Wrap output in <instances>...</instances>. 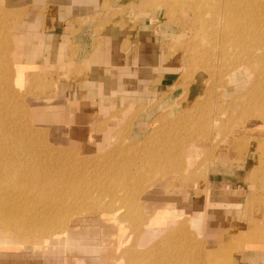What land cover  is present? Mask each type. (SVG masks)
<instances>
[{
	"label": "crops",
	"instance_id": "1",
	"mask_svg": "<svg viewBox=\"0 0 264 264\" xmlns=\"http://www.w3.org/2000/svg\"><path fill=\"white\" fill-rule=\"evenodd\" d=\"M0 4L11 21L14 80L28 95L33 122L50 127L55 141L89 154L106 151L115 139L137 143L156 118L178 111L185 99L199 95L198 85L180 81L181 61L171 53L179 30L167 29L171 21H159L151 4L144 6L142 0H0ZM238 141L220 142L206 178L192 187L195 195L189 200L188 217L195 225L202 216L200 246L206 245L207 261L215 257L210 248L219 242L234 241L252 226L264 233V165L260 152L246 151ZM184 195L177 202L186 203ZM167 208L187 212L176 205ZM111 226L104 224L113 238L73 239L62 248L0 242V264H121L131 253L124 255L123 248L132 237L118 221ZM146 229L147 236L149 229L154 232V226ZM236 252L228 264H264V235Z\"/></svg>",
	"mask_w": 264,
	"mask_h": 264
},
{
	"label": "rangeland",
	"instance_id": "2",
	"mask_svg": "<svg viewBox=\"0 0 264 264\" xmlns=\"http://www.w3.org/2000/svg\"><path fill=\"white\" fill-rule=\"evenodd\" d=\"M227 1L219 0L218 5L225 4ZM247 2L250 6H260L259 11L250 9L245 14L254 21V31L261 34L264 31V0H248ZM142 4L144 6L151 4V10L159 21L170 20L171 23L167 24V29L171 32L175 29L179 30L178 38L171 45V53H176L181 61L180 81L185 85L192 83L191 85L199 86L197 98L185 99L178 111L156 118L155 123L151 125V131L142 141L128 144L121 139H115L106 151L89 154L75 147H69L63 142L55 141L51 136L53 130L50 127L35 124L30 114L28 95L14 80L10 61L11 21L7 9L2 4H0V98L7 99V108L11 111L15 125L20 130L21 140L25 141L24 147L23 144L21 146L24 151L20 159L21 168L30 171L32 167H37L38 173L42 171L46 173L47 167L53 164L63 166L67 174L77 178H79L78 175L83 176L84 173L85 176L87 175L84 184L87 186L91 184L89 191L92 193L95 191L93 189L96 184L101 185L100 187L106 186L110 176L116 177L117 180L120 178L121 181L125 177L126 179L129 176L134 177L128 179L126 188H112L115 190L112 197L110 193H106V197L104 196L106 199L104 198L103 202L86 211H78L76 215L77 219L81 218L80 226L83 223L88 226L94 224L96 220L101 222L100 218L103 214L117 213L118 226L125 225V234L128 232L127 234L132 237L131 242L127 243L123 250L132 251L133 256L131 253L125 255V258L121 259V264L152 262L155 264L164 262L166 264H209L212 260L207 261L205 258V243H203V248L200 246L201 223L195 220L194 225L188 217L192 210L189 200L192 198L191 194L195 195L192 187L203 181L200 179L193 183L189 178L193 173H200L206 178V168L216 146L222 141L227 142L233 138L240 140L239 144H242L241 147L243 146L246 151L252 149L255 153L260 152V165H264V121L259 115L264 109V77L261 79L260 76L257 80L250 79L249 71L253 66L258 69V64L251 61L252 68L248 67V64H236L234 59L241 55L228 43H225L227 55L223 56L219 52L218 46L221 40L225 41V35L215 37V33L207 28L211 22L210 14L204 13L202 18H196L193 17V11L189 7L197 5L202 8L206 4L203 0H142ZM240 7V3L232 5L236 11ZM226 13L222 11L219 17L215 18L212 31L219 22H224ZM237 34L240 36V32ZM262 52H264V47L257 50L256 54ZM6 112V107L0 108V115L3 116ZM207 117H218L221 123L216 126L217 128L210 129L208 138L203 141L208 149L200 151L201 147L194 142L200 139L201 119ZM187 143H194L192 147L196 150L188 153L186 148L190 145ZM177 148L184 152V165L190 174L173 173L174 178H171L167 174L172 173L174 168L163 165L164 162L170 160V157H173L174 150ZM148 155L152 160L148 158ZM45 169L47 171L44 172ZM262 172L261 179H264V171ZM184 194L188 195L187 198L185 197L186 203L177 202L176 198L180 196L184 198ZM39 199H37V204ZM168 204L169 206L176 205L181 210L187 208V212L185 215L178 211L173 212L167 208ZM66 215L69 216L65 214L64 219ZM64 224L67 228L70 222L66 221ZM147 225L154 226V232H151L154 236L150 243L139 245L137 239L147 236ZM59 227L52 228L46 234H37L35 237L38 239L26 241L27 239L22 238H7L0 239V242L32 245L36 248L51 249L54 246L62 248L74 240L64 238V232ZM2 228L3 226H0V229ZM253 228L252 226L248 229V236H243L245 237L242 239L243 244L252 239H261L264 235L262 229L254 231L255 228ZM112 230H114L113 227ZM54 233L58 234V236L56 234L58 239H51L50 243L42 242V238H50L55 235ZM242 235L244 234L235 236V240L231 242L226 240L219 242L210 249H214L215 254L223 253L225 244L228 246L235 244ZM113 237L115 236L111 235L110 238ZM154 244L157 247L153 252L155 260L147 259L146 255H143V258L137 255L135 258L136 254L141 253L140 251L151 248ZM231 255L225 258L220 256L219 259L224 264H228ZM166 257L170 259L164 260L163 258ZM216 257L215 255L213 259Z\"/></svg>",
	"mask_w": 264,
	"mask_h": 264
},
{
	"label": "bare ground",
	"instance_id": "3",
	"mask_svg": "<svg viewBox=\"0 0 264 264\" xmlns=\"http://www.w3.org/2000/svg\"><path fill=\"white\" fill-rule=\"evenodd\" d=\"M203 1L206 2V4H204L202 8L197 5L188 6L193 11V17L202 18L204 13L210 14L211 22L208 24L207 28L210 32L215 33V37H222L225 35V41L221 40L218 46L219 52L223 54V56H226V44L228 43L229 46L234 48L236 51H239V54L241 55L234 59L236 64H248V67L250 68H252L251 61L258 64V69H255L253 66L251 71H249L250 79L257 80L260 76L262 79V77H264V75H262L264 74V52L256 54V51L264 47V37H260L264 36V31L261 34L256 33L253 29L255 25L254 21L245 14V12H248L250 9L259 11L260 6H250L247 2L248 0H228L225 4L220 5H218L219 0ZM237 3L241 4L238 11L232 8V5ZM222 11L227 12V16L224 22H219V24L215 27V30L212 31L211 28L213 26V22L216 17H219ZM237 19L239 20L238 22ZM238 32H240V36H238ZM260 66H262V69L259 68ZM6 101L7 99L0 98V108L4 106L7 109V112L4 113L3 116L0 115V226H3V228L0 229V239L22 238L27 239L26 241L30 239H38L35 237L37 234H46L52 228H56V226L57 228L60 226V230H63L65 235L64 238L99 239V237H101V239H105V236L110 235V230H107L108 228L104 227V224L108 223L111 226L114 222L118 221L119 218L117 217V213L113 212V214H103L100 218L101 222L96 220L94 224L88 226L85 223L80 226L79 223L81 222V218L77 219L78 217L76 215L79 213L78 211H86L87 209L93 208V206L96 207L97 204L104 201L107 194L110 193L112 197L115 193L114 189H118V187L126 188L128 185V179L130 180L134 177L129 176L128 179L125 177L124 180L121 181L120 178L117 180L116 177L110 176L106 186L100 187L101 185L99 186L96 184L93 189L95 191L92 190V193L89 191L91 184H88V186L84 184V181L87 179V175L85 176L84 173L83 176L78 175L79 178H77L76 176L67 174L66 168H62L63 166H54L53 164L47 167L48 171L46 169L44 170V172L47 171L46 173H43V171L38 173L37 167H32L30 171L21 168L20 159L24 154V151L22 150L24 147L23 143L25 141L21 140L22 136L19 134L20 130L17 125H15V119L13 118L11 111L8 110ZM259 115L264 121V109ZM220 123L221 122L218 117H207L205 119H201L199 125L200 139L194 142L199 144L198 146L201 147L200 151H203L205 148L208 149L206 143L203 141L208 138V132L210 129L215 128ZM194 143H187V145H190L186 148L188 153L196 150L195 147H192ZM22 144L23 147H21ZM174 152L173 157L169 156L170 160H168V162H164L163 165L165 167L167 165L169 168L170 166L174 168L172 173L167 175L172 178H174L173 173L189 175L190 173L186 170L187 167L184 165L183 161L184 152L178 148L177 150L175 149ZM148 158L152 160L149 155ZM39 162L40 161H38V163ZM38 163L35 164L37 165ZM158 169L161 170V168ZM200 179H205V177H203L200 173H193L189 178V180L193 183L199 181ZM112 188L114 189L112 190ZM37 199H39L38 204ZM65 214H68L69 216L66 215L67 217L64 219ZM63 219L65 222H70V225L67 228ZM201 220L202 217L197 219L196 222L200 224ZM149 231L152 232L151 229H149ZM254 231L256 230L254 229ZM60 233L62 232L60 231ZM56 234L50 238L40 239L42 242L45 241L47 243L52 241L51 239H58L56 237L59 233L57 236ZM151 234L152 233H150L147 237L140 238L138 244L144 245L150 243L154 236ZM246 234L248 236V233ZM246 234H244L245 237ZM244 235L240 236L238 238V242L231 246L225 244L223 246V253L216 254V262L215 259H213L210 263L224 264L223 261L219 259L220 256L221 258H225L238 251V249L240 251L243 247L242 239L245 238L243 237ZM155 245L156 244H154L151 248L148 247L147 249L140 251L141 253L136 254L135 258L137 255H141L140 257L142 258L143 255H146L147 259L152 258L155 260L156 258L153 254L157 248ZM123 252L125 255L127 250H124ZM131 253L133 252L131 251ZM170 258H172V256ZM170 258L166 257L163 259L167 260ZM218 260H220V262H218ZM149 264L155 263L152 262ZM163 264L166 263L164 262Z\"/></svg>",
	"mask_w": 264,
	"mask_h": 264
}]
</instances>
